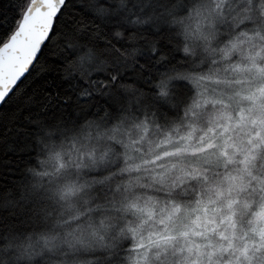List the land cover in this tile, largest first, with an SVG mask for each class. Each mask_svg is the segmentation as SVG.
<instances>
[{"label":"snow or ice","instance_id":"6c2138e0","mask_svg":"<svg viewBox=\"0 0 264 264\" xmlns=\"http://www.w3.org/2000/svg\"><path fill=\"white\" fill-rule=\"evenodd\" d=\"M0 264H264V0H0Z\"/></svg>","mask_w":264,"mask_h":264}]
</instances>
